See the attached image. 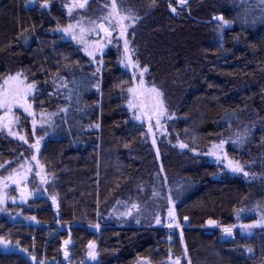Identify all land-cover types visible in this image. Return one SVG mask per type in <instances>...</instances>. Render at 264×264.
Returning a JSON list of instances; mask_svg holds the SVG:
<instances>
[{"label":"trees","instance_id":"16d2710c","mask_svg":"<svg viewBox=\"0 0 264 264\" xmlns=\"http://www.w3.org/2000/svg\"><path fill=\"white\" fill-rule=\"evenodd\" d=\"M69 1L41 7L44 0H0V83L22 71L37 84L35 108L54 117V137L40 151L50 199L34 208L31 226L12 229L30 257L0 251V264H35L33 257L36 264H172L176 258L264 264L263 228L245 238L222 231L237 225L239 212L264 210V7L240 0H189L186 7L178 0H116L118 9L140 17L130 48L149 69L145 83L163 92L174 116L159 162L126 106L132 77L115 53L93 76L97 67L62 31L112 0H92L71 14ZM216 16L229 26L220 29ZM232 131L247 137L227 152L248 176L209 163V149ZM172 206L181 230L165 227Z\"/></svg>","mask_w":264,"mask_h":264},{"label":"snow or ice","instance_id":"6c2138e0","mask_svg":"<svg viewBox=\"0 0 264 264\" xmlns=\"http://www.w3.org/2000/svg\"><path fill=\"white\" fill-rule=\"evenodd\" d=\"M31 2H35V0H31ZM185 0H180V3L183 4ZM87 4V0H74L73 6L68 7L69 14L72 13L73 7H79L84 8ZM153 4H155V0H153ZM41 7H48V0H44V3L41 5ZM171 7V5H170ZM173 12L176 11L175 8H171ZM110 17L115 19V24L111 23ZM104 20L109 21V27H106L103 23L99 24L98 26H94L92 29L88 31L97 32V35H99L100 32H103L104 38H107L108 43H111L112 33L118 28L119 31V38L123 39L124 44V58L120 61L121 64H123L126 68L133 69L132 73V80L133 85L131 87L127 88V92L130 94V99L128 100V108L129 110H139L138 115H134V119L140 120L142 117H146L149 121V131L152 130L151 121L153 117H155L156 126L162 127L160 121L161 118L165 116L167 109L165 106V102L163 99V92L157 88L155 85L151 87H147L145 84V81L143 79L144 74L149 71L147 67L140 68L138 61H133L132 59V50L129 48V40L126 38L129 27L134 26L135 22L140 19V17L136 16L130 9L126 11V13L121 14L120 10L117 7L116 0H112L111 4V11L108 16L103 18ZM215 19H218L221 21L220 28L223 29L224 26H226L229 22L224 19L223 16L216 17ZM125 21H132V24H126ZM73 25L69 24L66 28L62 29V31L65 34L71 35L73 40H77L78 43L83 45L85 54L91 58L93 62H97V54L99 53L101 56V59L98 61V66L96 68V71L92 74L93 76H96L98 73L101 72V66L103 65V59L102 56L104 54L103 50L105 45L99 40H95L91 43H89L87 40L84 39V33L85 29L81 28L80 32L81 35L79 37L76 36V34L72 31ZM57 31H60L61 29H56ZM139 69V77H137L136 70ZM138 79V83H137ZM55 82V81H54ZM63 87H67V84H63ZM97 90H99V83L95 85ZM37 91V84L35 82L29 83L27 82V77L24 75L22 71L16 72L14 75H8L3 80V84H0V109H3L5 112L4 116H0V129L7 128L8 134L12 136H18L20 140H22L24 143H28V140L25 136L19 135L16 132L12 131V125L19 123V117H16L13 115V109L14 108H20L23 109V112L27 113L28 116L35 117V112L33 111V106L31 103H29V97H34V92ZM147 97L148 102H145V98ZM171 118V117H169ZM37 121L33 118L32 124L33 128L35 129ZM96 127H99V125H96ZM41 139H37L34 144H30L29 146L37 153L40 151V145H41ZM241 142L240 134H237V140L233 141V143ZM226 143L225 140H221L219 144H214L213 149L209 151V155H216V150L222 149L224 144ZM153 144H155V139H153ZM180 148H187L188 145L184 143L179 144ZM157 156H159V152L157 151ZM225 155V159H226ZM219 159V157H218ZM32 160L37 162V167H40L41 170H43V166L40 165L39 160L37 159L36 155L32 156ZM0 167H3L0 165ZM228 167L233 172L243 173L245 176H248L249 173L244 171V168L240 165L239 162H233L229 161ZM21 168L24 169V172H16L14 175H9L7 177L8 180H11L12 183L16 184L18 187L21 184V181L27 179L26 173L31 172L30 167H26L25 165H21ZM37 175H40V172L36 173ZM0 182H2V178H0ZM42 182L43 181L42 178ZM21 197L22 199L26 195V190L21 188ZM169 204H172L171 196H169ZM53 203H56V197H52ZM4 203V198L0 196V204ZM133 207H137L136 205H133ZM0 211H3V209H0ZM32 219H35V217H32ZM185 220L188 219V217L184 218ZM139 222V221H137ZM156 223L160 224L161 219L159 216L156 217ZM208 223L210 225H215L216 222L213 220H209ZM97 228H99V225H96ZM168 228H180V224L176 221V216L173 207H169L168 209V223L166 225ZM234 226H229L226 228H223L222 231L226 233L227 235L231 236L233 232ZM241 229H248L249 231L254 227H264V217L261 218V220L257 221L255 224L252 225H241ZM171 239V237H170ZM181 242H183V232L181 231ZM7 241H5L2 237H0V244L6 245ZM69 241H64V244L67 245ZM89 252L88 256L95 260L97 258V253L95 251L96 245L92 242L88 245ZM248 251L251 252V249H248ZM185 255H187V247L184 249ZM68 253L65 251V257H67ZM171 259V257H170ZM33 260H35V257H33ZM42 264V262H40ZM172 264H181L180 258H176L174 261H172ZM188 264H191V260L188 261Z\"/></svg>","mask_w":264,"mask_h":264},{"label":"flooded vegetation","instance_id":"af4514ba","mask_svg":"<svg viewBox=\"0 0 264 264\" xmlns=\"http://www.w3.org/2000/svg\"><path fill=\"white\" fill-rule=\"evenodd\" d=\"M91 1L92 0H90L88 6L83 10H86L89 7ZM178 1L181 7H186V4L188 3L189 0H185V4L184 3L181 4L180 0ZM99 6H104V5H99ZM108 6L107 8H109ZM73 8L77 9V7H73ZM110 20L112 24H115L114 18L110 17ZM125 23L132 24V21H125ZM105 24L106 27L110 26L108 20L105 22ZM132 29L133 26L129 27L127 33L128 37H126L127 39H129V35ZM114 35H119L118 28L115 31H113L112 37ZM97 39H99L106 46L107 38H104V35L101 32L99 33V35H97V32L94 33L92 39H89V43ZM73 41L78 45V47L81 48L83 54L86 57H88L84 52L83 46H81L76 40ZM103 52H104L102 56L103 60L113 55L112 50H109L106 47H104ZM88 58L90 59L94 67L99 66L98 61L101 59L99 53L97 54V62H93L90 57ZM21 113H23V109H20L18 107L13 109V115L19 117V123L12 125V131L18 133L19 135L25 136L26 139L28 140V143H24L22 140L18 138V136L9 135L7 128L0 129V165L3 166L0 167V178H2V182H0V187L4 189V195L3 194L2 195L3 198L5 199L4 201H6V206H4L3 208L0 207V209H3V211H0V237H2L5 241L9 242L6 245L0 244V251L4 255L20 254L23 255L25 258H29L30 257L29 252L23 249L20 244H17L15 242L16 234L12 233V229L15 227V225L31 226L30 219L33 216V212L35 210L34 208L38 206L39 203H43L44 201L50 199L49 181H51V178L49 174V168L40 160V151L44 144L40 145L39 153H37L35 149L29 146L30 144H34L37 140V137L33 136V132H32L33 131L32 123H31L32 116L28 117L25 112L24 115ZM4 115H5L4 110L3 111L0 110V116H4ZM136 121L142 125L146 122L149 123L146 117H142L140 120H136ZM154 121H155V117H153L151 123ZM33 155L37 156L40 165L43 166V170H41L40 167H37L36 161L32 160ZM220 160L225 161V163L213 162V164H216V166H220V168H224L226 172L232 174L228 170V160L230 159L228 158L225 159L223 157ZM21 165L30 167L31 172L26 173L27 179L21 181V184L18 187L16 184L12 183L11 180H8L7 177L9 175H14L16 172H24V169L21 168ZM37 172H40V175H37L36 174ZM42 178L43 181L46 182H42ZM21 188L26 190V195L23 199L21 197V190H20ZM237 233L239 234V232ZM252 233L253 232L244 231L242 232V235L245 236L247 234H252Z\"/></svg>","mask_w":264,"mask_h":264},{"label":"rangeland","instance_id":"374dc122","mask_svg":"<svg viewBox=\"0 0 264 264\" xmlns=\"http://www.w3.org/2000/svg\"><path fill=\"white\" fill-rule=\"evenodd\" d=\"M72 1V2H71ZM255 2L259 5H261L262 7H264V0H240V2ZM70 3V6H73L74 2L73 0H70L69 1ZM109 8H107V6H95L94 9L92 10H87L86 12H84L79 20H77L76 22H74L72 25H73V29L72 31L76 34L77 37H79L81 35V32H80V29L81 28H84L86 31L84 33V39L87 40L89 42V39H92L93 37V34L96 33V32H92V31H88L90 29H92L94 26H98L99 24L103 23L105 26V22L107 20H104L103 18L108 16L110 11H111V4L110 6H108ZM120 10V9H119ZM123 10V11H122ZM120 10V12L122 14L126 13L127 10L125 9H122ZM229 26V23L224 26L223 28L225 27H228ZM221 29V28H220ZM103 33V32H101ZM67 36L72 39L71 35L67 34ZM128 37V36H127ZM129 40V39H128ZM77 41V40H76ZM111 43H108V40L106 42V48L109 49V50H112V53L116 55V59L118 60V65L128 74L131 75L132 77V73H133V69L131 68H126L123 64L120 63V61L124 58V44H123V39H120L119 38V35H114L112 38H111ZM78 42V41H77ZM80 44V43H79ZM81 46H83L82 44H80ZM129 48H130V40H129ZM132 50V59L133 61H135L136 59H134V56H135V53L133 51L132 48H130ZM117 53V54H116ZM141 68V67H140ZM142 69V68H141ZM137 72V77H139V69L136 70ZM144 79V77H143ZM4 80V79H3ZM3 80L1 81L0 84H3ZM27 82H29L27 80ZM30 83V82H29ZM137 83H138V79H137ZM146 84V83H145ZM133 85V80H132V84L131 86ZM147 87H149L148 84H146ZM35 95V92L34 94ZM130 99V94H129V97H128V100ZM145 101L148 102V99L147 97L145 98ZM29 103L32 104L33 106V111L35 112V117H32L31 119L33 120V118L37 121L36 123V126H35V131L38 133L36 135L37 139H40L41 136H39L40 134V131L42 132L41 135H42V138L41 139V145H43L48 139L50 138H53L54 136L53 133H54V124L52 126V121L54 120V117L52 114H45V111L42 109L40 111H38L34 104L32 103V97H29ZM127 108H128V102H127ZM129 109V108H128ZM3 111V109H0ZM132 116L134 117V115H138L140 114L139 113V110H130ZM26 115L28 116V114L26 113ZM29 117V116H28ZM171 117V118H169ZM174 119V116H172V114L169 113V111L166 112L165 116L161 118V125L162 127H157L156 126V121L152 122L151 125H152V130L149 131V123L146 122L143 124L144 126V129H145V133H144V143L148 146L151 147V149L155 152V155L156 157L158 158V161L160 162V149H159V145H164V144H168L169 145V131H168V123L173 121ZM31 120V121H32ZM136 120V119H135ZM32 123V122H31ZM32 127H33V124H32ZM240 134V137H241V141L243 140H246L247 137H245V133H243V131H232L228 134H225L223 136H221L219 139H218V143L221 141V140H225L226 143L224 144L223 148L222 149H218L216 150V155H209L211 156L210 159H209V163H218V162H224L223 160H220L221 158H225V155L228 159H230L231 161L233 162H239L240 165L242 166L241 162L237 159H234V158H231L227 152L228 150V147L229 146H232V147H237V145H239V143L241 142H238V143H233V141L237 140V134ZM153 139H155V144H153ZM180 144V143H179ZM178 144V145H179ZM186 145H188L187 143H184ZM184 150H186V152L189 151V145L187 148H183ZM213 148H210V150H212ZM157 151L159 152V156H157ZM195 156L198 155V153L194 152ZM219 157V159H218ZM50 183V181H49ZM4 195V189L2 187H0V195L3 197ZM52 196V195H51ZM171 196V195H169ZM169 198V197H168ZM172 199V202H173V198L171 197ZM5 200V199H4ZM169 200V199H168ZM4 206H6V201H4L3 204H0V207L3 208ZM173 207V206H172ZM264 217V210L262 211H258V212H255L254 210L250 211L247 209L246 212L243 213V211L239 212L237 214V225L233 227V232H232V235L229 236L225 233V237L226 238H234V237H242V238H245L244 235H242V232L246 231V232H254L255 230L257 229H260V228H263L264 227H254L252 228L250 231L248 229H241V225H252V224H255L257 221L261 220V218ZM252 218L253 221H252ZM176 221L178 222L177 218H176ZM246 222V223H244ZM216 225V224H215ZM215 225H210V227H215ZM174 230H181V226L180 228H174ZM239 232V234L237 233ZM241 234V235H240Z\"/></svg>","mask_w":264,"mask_h":264},{"label":"water","instance_id":"95a60500","mask_svg":"<svg viewBox=\"0 0 264 264\" xmlns=\"http://www.w3.org/2000/svg\"><path fill=\"white\" fill-rule=\"evenodd\" d=\"M89 2H90V0H87V4L85 5V7L84 8H82V9H85L87 6H88V4H89ZM184 4H185V2H184ZM78 9H80V10H82L81 8H79V7H77ZM216 17H220V16H216ZM216 17H214V21H217V22H221V21H219L218 19H215ZM229 161L230 160H228V163H229ZM228 170L232 173V174H237L238 172H233V171H231L230 170V168L228 167ZM187 226L189 225V222L188 221H186V223H185ZM30 261H32L33 263H35L36 264V261L35 260H33V259H30Z\"/></svg>","mask_w":264,"mask_h":264},{"label":"built area","instance_id":"2783aa9c","mask_svg":"<svg viewBox=\"0 0 264 264\" xmlns=\"http://www.w3.org/2000/svg\"><path fill=\"white\" fill-rule=\"evenodd\" d=\"M167 223H168V219H167L166 225H167ZM167 228H168V227H167ZM173 228H175V227H173ZM169 229H172V228H169Z\"/></svg>","mask_w":264,"mask_h":264}]
</instances>
